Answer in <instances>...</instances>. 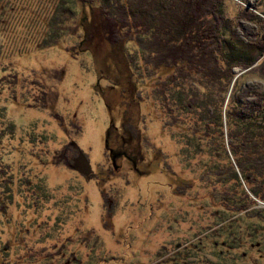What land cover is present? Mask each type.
I'll use <instances>...</instances> for the list:
<instances>
[{"label": "rangeland", "instance_id": "obj_1", "mask_svg": "<svg viewBox=\"0 0 264 264\" xmlns=\"http://www.w3.org/2000/svg\"><path fill=\"white\" fill-rule=\"evenodd\" d=\"M60 1L0 0V88L13 80V70L20 78L17 91L1 93L0 100L7 97L9 121L46 139L37 149L15 138L11 143L22 149V158L10 160V171L24 178L23 162L35 167L27 178L39 173L51 196L44 210L35 209L42 216L36 220L33 208L26 210L21 202L16 209L23 200L12 197L14 205L0 221L13 219L15 238L9 257L0 248V264H21L17 247L47 254L36 264H173L179 250L193 255L194 236L213 223L216 211L209 200H193L196 193L206 192L200 177L207 157L183 152L177 124L173 129L164 124L163 104L142 98L139 105L133 103L124 49L108 46L100 28L94 40L86 42L81 28L86 22L76 12L72 18L61 16L66 35H55L49 23ZM225 2L236 21L232 30L237 38L255 45L261 24L244 12L264 19V0ZM88 22L95 27L94 21ZM246 71L235 68L234 81ZM263 89V83L251 77L238 86L236 95ZM19 187L18 182L14 190ZM23 217L27 220L22 226L18 222ZM257 223L262 233L251 240L260 242L261 253L252 247L248 252L255 259L263 253L264 264V223ZM0 236L1 243L7 241L2 228ZM237 253L230 252L228 264H250L237 262Z\"/></svg>", "mask_w": 264, "mask_h": 264}, {"label": "trees", "instance_id": "obj_2", "mask_svg": "<svg viewBox=\"0 0 264 264\" xmlns=\"http://www.w3.org/2000/svg\"><path fill=\"white\" fill-rule=\"evenodd\" d=\"M225 1L74 0L75 4L71 5L69 2L72 1L61 0L49 23L60 38L66 35L61 16L72 18L77 12L82 16L81 21L86 22V26L80 25L86 42L94 40L100 28L108 46L124 49L134 93L131 94L133 103L139 105L142 98L144 102L163 104L164 124L172 129L177 124L176 137L184 145L183 152L192 150V157L199 153L207 157L206 171L200 177V182L207 186L206 192L196 193L193 200H209L216 207L213 223L201 228L194 236V245H191L193 255L179 250L171 259L173 264H228L230 252L236 250L237 262L262 264L263 259V253L261 258L251 257L248 249L252 247L259 254L258 250L262 248L259 241L251 239L262 233L257 222L264 223V208H259L260 202L264 203V89L247 91L240 96L236 94L238 86L251 77H256L264 85V19L249 11L244 12L251 22L261 24L257 43L248 45L232 30L236 21L230 17ZM93 13L94 18L91 17ZM241 18L243 15H239L238 19ZM88 21H94L95 27H88ZM105 27L109 28L108 33ZM111 33H116V37ZM88 51L94 56L93 50ZM237 67L247 71L234 81V69ZM13 72V80L0 88V95L17 91L19 76ZM232 85L233 90L226 103ZM5 100L7 97L0 100L2 217L7 214L8 207L14 205L12 197L15 195L23 200L16 204V209L22 202L26 210H44L46 202L51 200L48 187L45 188L48 182L39 178V173H34L33 178L26 176L34 172L35 167L28 168L23 162L24 178L10 171V160L17 156L19 161L22 158L18 154L22 149L11 142L19 138L18 141H26L38 149L45 136L33 131L29 133V130L9 121ZM57 157L55 155L54 159ZM24 167L28 171L23 170ZM18 182L22 187L14 190ZM61 202L60 199L55 204ZM36 216L34 220L42 217L37 212ZM26 220L25 217L20 218L18 224L23 226ZM12 221L6 217L5 221H0L2 233L8 237L7 241L0 242L5 258L9 257L8 251L15 238ZM2 224L8 225L9 229L5 230ZM17 249L21 264L40 263L47 255L44 256V252L31 254L28 247ZM190 257L198 260L190 262Z\"/></svg>", "mask_w": 264, "mask_h": 264}, {"label": "bare ground", "instance_id": "obj_3", "mask_svg": "<svg viewBox=\"0 0 264 264\" xmlns=\"http://www.w3.org/2000/svg\"><path fill=\"white\" fill-rule=\"evenodd\" d=\"M133 8V7H132ZM132 14V13H131ZM134 16V15H133ZM141 19V18H140ZM213 40V39H212ZM218 43V42H217ZM181 44V43H180ZM177 45V44H176ZM215 47V46H214ZM173 50H174V48H173ZM167 52V51H166ZM167 55V54H166ZM178 56V55H177ZM181 62V61H180ZM183 63V62H182ZM261 123V122H260Z\"/></svg>", "mask_w": 264, "mask_h": 264}]
</instances>
